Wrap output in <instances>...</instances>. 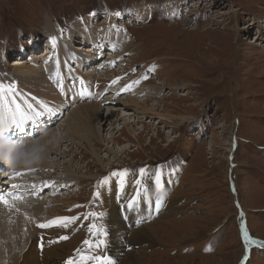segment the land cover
Segmentation results:
<instances>
[{"label":"rangeland","instance_id":"obj_1","mask_svg":"<svg viewBox=\"0 0 264 264\" xmlns=\"http://www.w3.org/2000/svg\"><path fill=\"white\" fill-rule=\"evenodd\" d=\"M89 73L96 78L84 82ZM102 76L109 77L103 95L96 84ZM0 84L13 86L4 101L20 105L28 127L23 142L14 140L17 129L6 138L15 149L0 150V187L19 193L11 186L23 178L37 189L43 178L56 185L36 198L20 192L30 199L19 200L33 220L38 201L46 203L41 221L78 217L54 233L53 226L44 230L66 244L65 264L79 259L77 249L107 257L103 264H264V0H0ZM115 93L120 103L107 105ZM133 97L147 99V108L125 104ZM95 101L103 109L99 121L113 118L109 107L120 116L93 144L69 130L81 106ZM52 120L43 133L53 151L36 144L50 165L44 169L22 148L42 138L34 129ZM13 170L21 175L5 177ZM157 176L163 190L154 193ZM139 184L143 200L161 202L159 209L143 206L148 213L140 219L126 206ZM118 204L126 211L123 218L119 212L122 239L112 252L111 209ZM93 224L105 235L90 232ZM141 226L148 241H132ZM98 240L105 242L99 248ZM21 244L17 255L27 264L21 256L28 242ZM8 263L15 264L0 260Z\"/></svg>","mask_w":264,"mask_h":264},{"label":"bare ground","instance_id":"obj_2","mask_svg":"<svg viewBox=\"0 0 264 264\" xmlns=\"http://www.w3.org/2000/svg\"><path fill=\"white\" fill-rule=\"evenodd\" d=\"M47 28H48V30L52 29L50 25H48ZM95 47L96 46H94V48ZM79 48H81V47H79ZM94 48H91L89 50L92 51V50H94ZM98 60H99L98 57H97V59L89 58L88 63L94 65V63H96ZM101 60L102 59H100V61ZM100 61H98V62H100ZM75 62H77L76 64H79L81 66L82 70L85 68L84 63H82L83 64L82 65L78 61H75ZM72 63H74V62H72ZM21 64L23 65V62H20V65ZM104 67H105V63H104V66L102 68H104ZM25 68H26L27 71H29V72L33 73L34 75H36L37 68H34L32 66L31 67L28 66V67H25ZM31 73L29 74V77L31 76ZM39 77H43V76L40 75ZM81 78H82V80L84 82H87V81L89 82V81H91V79H94L96 77H94L92 74L89 73V76L87 78L88 80L86 78H83V77H81ZM105 78L106 77L102 76V78H100L98 80L96 79L97 86H98V84L101 83L98 86V88L100 89V92H101L102 95L104 93L103 91L107 90V88L109 86V84H108L109 83V80H108L109 77L107 79H105ZM75 79L76 78L74 77L73 80L75 81ZM80 81L81 80H79V82ZM102 81L106 82V83L103 84ZM116 94H119V93H115V95L112 96L113 99L109 100L110 102H108L107 105H109V104L110 105H118L120 103V100L115 98V96H117ZM109 98L110 97H108L107 99H109ZM97 101H98V98H97ZM97 101H95L96 104L92 103L89 106H86V105L81 106V113L77 114V118H78L79 121L76 122L74 127H71V129L69 128L70 129L69 130V134L74 135L73 137H76L78 135L77 137L82 139L83 141H89V142L93 141L94 142L93 144H96L97 142H101L102 143V140H103L102 129H104V126H106L105 124L108 122V120H109V122L111 124L112 120L114 118L118 119L120 114L118 113V115H116L117 114L116 113V109L115 108L111 109V107H109L110 111L108 113H112L113 114V118L105 120L104 123L102 122L103 121L102 119L99 121L100 113L103 111V109L99 107V105H98L99 103ZM104 101H106V99L103 100V103H104ZM128 102L130 104H132V105H135L137 108L138 107L147 108V99L143 100V101H139L138 98L133 97V98H128L125 101V104H127ZM112 114H110V115H112ZM125 116H127V113H125ZM19 118H21V117H19ZM115 121H116V119H115ZM54 124H55V120H52V122H50L47 126H44V124H41L40 127L35 128L34 131L32 130L33 131L32 134L38 133V136L42 135L43 137L42 136H41L42 138L39 137L40 139L38 138L37 142H34V143L28 142L25 145V148H22V149H25V150H29L31 153L33 152L34 154H37V159L39 161H41L42 168H44V169L50 167V165L46 161L43 160L42 153L40 152V150H38L36 144H38L39 146H44L46 154H51V151H53L51 149L54 147V141L51 142L50 144H49V142H46V139H47L46 137L47 136L50 137V136H49V134L43 133V131L44 130H48ZM3 125L4 124H0V131H1V134H3V135H1V137H4L3 139L0 140V147H1L0 150L1 151L2 150H13V149H15L14 146H13L14 142H12V141L8 142L7 139H6L7 137L9 138L12 135V133L5 132V126H3ZM27 128H28L27 125H22V130L17 129L18 131L16 133H20V136L14 138L15 142L16 141L18 142V140L22 141V140H24L26 138V133H27V130H28ZM51 130L54 132L55 129L53 128ZM79 132H81V133L79 134ZM65 137H67V136L63 135L62 137H60V140L64 139ZM111 141H113L112 137L107 139V142H111ZM2 142L5 143L6 145H4V144L2 145ZM75 143H76V141H75ZM7 148H9V149H7ZM22 149H21V151H22ZM29 161L32 164V165H30L31 166V170L34 167L36 169L39 168L38 164H34V159L29 158ZM5 164L6 163L4 161L0 160V168L1 169L4 168ZM13 168L17 169V166L16 167L13 166ZM28 169H29V167H28ZM17 170L20 171V169H17ZM10 176H11V174L10 175L9 174L5 175V177H7V178L10 177ZM23 179H20V180L16 181L18 183L17 185H19L21 187V185L25 186V184H27V188H28V186H29V188L25 189V187L22 186L21 188L19 187L20 189L16 188V190L18 192L20 190V192H24V193L32 192L30 194L33 195V198L34 197L35 198L39 197L41 195V193H43L44 190L46 188H48L50 185L54 186V183L50 182V184H49L48 182H46L47 178L46 179L43 178V181H42L43 183L41 184V186L43 188L39 187V189H37L36 187H38L37 185H40L39 183L38 184L37 183L36 184L35 183L29 184V181H24ZM38 181H39V179H38ZM38 181H36V182H38ZM2 182L3 181L1 180V183ZM20 182H22L23 184H19ZM160 182H161V185H162V181H160ZM7 185H8V183H7ZM139 185L136 188L131 189L132 191L130 190L131 194H132L133 191H134V193H133V196H130V197L128 196V198H127L128 202H126V206H127V204H130V206L128 207V209L130 210V213L131 214H132V212L135 213V214H133V217L136 218V217L139 216V219H140V218L143 217V215H146L148 213V207H151V206L152 207L153 206L156 207L158 199L157 200H150V199L143 200V195H144L143 191H144V189H143L142 185H140V186ZM33 186H35V187H33ZM54 187H56V185ZM57 190L55 191V193L57 192ZM106 190H108V192H109L111 189L109 187H107ZM153 190H154V193H157V192H159V190H163V186L158 188L157 187V183L155 182ZM0 192L5 193L6 189H1V187H0ZM51 196H52V193H51ZM147 196L148 195L145 194V197H147ZM21 197H22L23 200L25 199V201L30 199L28 197V195H26L25 197H23L21 195ZM106 197H108V199H110L111 198V192L107 193ZM131 197H133V198H131ZM56 202H58V201H56ZM107 203L109 205H111V200H108ZM22 204L23 203L19 199L18 200L16 199L15 201H12L11 206L5 205L4 203H0V238L2 240V244L4 246V249H7V251L4 250V249L2 251H0V260L4 259V258L5 259L8 258L10 261L14 262L15 264H20V258L17 255L18 251H16V248L20 249V244L23 241H25V242L27 241L28 242V246L26 248L27 250H25L23 252L22 256H21L23 262H25L27 264H31V263L32 264H45V263H43L44 262V258L48 255L46 260H45L46 264H64L63 261H64V258H65L64 251H65V245L66 244L65 245H60V243H59L60 240L57 241V239H56V237H58V236L52 235L50 237V239L45 237L44 235H48L51 230L48 233L47 231H44L46 229V227H41V225H46V223L51 224V226H53L52 233H54L53 231H56L55 229H60L63 224L66 223L67 226H71V225H73L75 223V221H72V222H67V221H65V222H55L57 220V219L55 220L56 216H55V218H53V217L50 218L49 217L47 221L46 220L41 221L40 219L42 218V216H40V214L43 212L42 211V206L44 204H46V203L45 202L44 203L43 202L40 203L39 201L36 203L35 208H34L35 211H36V214L34 215V218L36 220H33V219L30 218L32 215L25 210L26 207H23ZM118 205H119L118 209H116V208L114 209L113 208L115 205L111 209L112 219L114 220V222L112 221V225L113 226L111 225V228H112L111 236H112V243H113L112 252L117 251L116 249H118L117 247H119V245L121 243V239H122L121 236H122V231H123V227H124L123 223H122L123 219L121 220V218H123L122 214L126 211V209H124L125 206L122 207L120 204H118ZM143 206H148V207H145L147 210H145L144 212H141L140 210H141V208ZM165 208H167V205L165 206ZM168 209H169V207H168ZM35 211L33 213H35ZM53 211L55 212V210H53ZM51 212L52 211H50V209H49V211L47 213L51 215L52 214ZM119 212H120L121 218H120ZM56 213L58 215H60L59 211H56L55 214ZM23 217H24V220H23ZM57 218H62V217L59 216ZM126 218H127V216H126ZM11 234L12 235L14 234L15 235L14 237L17 238V239H15V240H17L15 245L12 244V241L10 240V236H8V235H11ZM148 237H149V232H148L147 228L145 226H141V227L136 228V230H134L132 241H135V242H137V241L138 242H144L145 241L146 242V241H148V239H147ZM32 241H33V243H31ZM56 244H58V245H56ZM109 244H110V240H109ZM109 244H108V246L110 247ZM43 249H44V252H42ZM5 251L7 252L6 255H5ZM39 253H42L43 257H39V255H38ZM8 264H10V263H8Z\"/></svg>","mask_w":264,"mask_h":264},{"label":"snow or ice","instance_id":"obj_3","mask_svg":"<svg viewBox=\"0 0 264 264\" xmlns=\"http://www.w3.org/2000/svg\"><path fill=\"white\" fill-rule=\"evenodd\" d=\"M116 15H119V13H116ZM144 78L146 79L147 77H144ZM115 82L116 81H113V83ZM134 83H138V81ZM12 87H13L12 85L5 86L3 84H0V124H4L5 132L7 133H14L16 129L22 130V123H23V119H22L23 113H21L20 105L16 104L15 108L13 109L9 107L6 101H4L5 90L7 89L8 91H11ZM18 113L20 114V117H21L19 119L17 117ZM141 172H143V169H141ZM16 175H21V173H14V176ZM156 183H157L158 188L162 186L159 176L156 177ZM11 187L19 188L20 186L12 185ZM20 198H22L21 194L17 192H7V193L0 192V203H4L5 205H8V206H11L13 199H20ZM160 206H161V202L158 200L156 204L157 209H159ZM90 215L96 216L98 214L90 213ZM76 219H78V217H62V218H57L55 222H65V221L72 222V221H75ZM48 226H51V224L41 225V227H48ZM64 226H67V224L65 223ZM89 231L93 232V234L98 233L100 235H105V233L103 232V229L97 227L95 224L89 227ZM244 238L245 240L249 239L247 231L244 232ZM61 239H67V237H61ZM251 242L256 243V241H251ZM83 243L86 246H89V247L92 246V242L88 240H85ZM104 243H105L104 240H98L95 243V247L99 248L103 246ZM262 246H264V244H262ZM77 255L79 257L78 260L69 258V260L66 261V264H89V262H93V264H103V261L108 259L107 257H100V256H95V255H81L80 249H77Z\"/></svg>","mask_w":264,"mask_h":264}]
</instances>
